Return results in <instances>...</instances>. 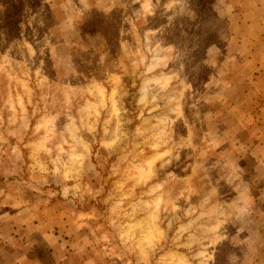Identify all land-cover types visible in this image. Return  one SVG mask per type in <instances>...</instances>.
<instances>
[{
  "label": "rangeland",
  "instance_id": "rangeland-1",
  "mask_svg": "<svg viewBox=\"0 0 264 264\" xmlns=\"http://www.w3.org/2000/svg\"><path fill=\"white\" fill-rule=\"evenodd\" d=\"M0 264H264V0H0Z\"/></svg>",
  "mask_w": 264,
  "mask_h": 264
}]
</instances>
